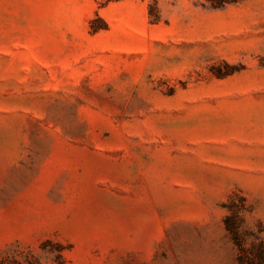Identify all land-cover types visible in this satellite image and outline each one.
<instances>
[{
	"label": "rangeland",
	"instance_id": "374dc122",
	"mask_svg": "<svg viewBox=\"0 0 264 264\" xmlns=\"http://www.w3.org/2000/svg\"><path fill=\"white\" fill-rule=\"evenodd\" d=\"M261 249L264 0H0V264Z\"/></svg>",
	"mask_w": 264,
	"mask_h": 264
},
{
	"label": "trees",
	"instance_id": "16d2710c",
	"mask_svg": "<svg viewBox=\"0 0 264 264\" xmlns=\"http://www.w3.org/2000/svg\"><path fill=\"white\" fill-rule=\"evenodd\" d=\"M208 1L213 7H222L224 6L225 4L227 3H235V2H238L239 0H206ZM235 234V238H236V242L238 244H241V241L239 239V236L237 235V233H234ZM264 250L261 249L260 250V254L258 255V258H259V262L261 264H264Z\"/></svg>",
	"mask_w": 264,
	"mask_h": 264
}]
</instances>
